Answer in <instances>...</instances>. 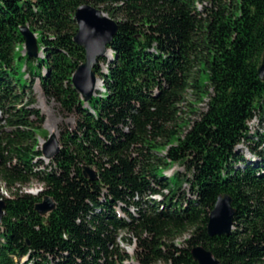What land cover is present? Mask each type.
Returning a JSON list of instances; mask_svg holds the SVG:
<instances>
[{
  "label": "trees",
  "instance_id": "1",
  "mask_svg": "<svg viewBox=\"0 0 264 264\" xmlns=\"http://www.w3.org/2000/svg\"><path fill=\"white\" fill-rule=\"evenodd\" d=\"M85 3L120 19L112 58L94 68L103 91L87 103L71 80L84 62L73 37ZM24 26L37 59L21 55ZM263 54L264 0H0V264H196L198 246L219 264H264V132L248 127L264 120ZM35 80L75 116L48 163ZM188 91L205 106L193 120L181 116ZM244 143L255 160L237 152ZM175 166L183 171L165 176ZM32 180L38 195L23 192ZM224 194L233 229L209 237ZM45 196L55 208L44 217L35 206Z\"/></svg>",
  "mask_w": 264,
  "mask_h": 264
},
{
  "label": "water",
  "instance_id": "2",
  "mask_svg": "<svg viewBox=\"0 0 264 264\" xmlns=\"http://www.w3.org/2000/svg\"><path fill=\"white\" fill-rule=\"evenodd\" d=\"M77 26L73 41L84 50V62L80 64L72 75V86L79 94L81 100L87 103L94 97L97 88V77L94 68L99 65L102 58H112L109 45L117 33L118 24L108 17L100 8L85 3L80 5L74 13ZM23 38V49L29 59L39 57V49L36 34L24 26L20 29ZM259 80L264 81V54L257 69ZM59 141L55 135H49L43 143L40 151L44 160H51L59 152ZM84 177L94 181L97 179L95 170L83 167ZM5 203L0 200V223L4 214ZM55 204L52 199L45 196L36 204L35 210L40 216H47ZM235 210L232 207V199L229 195H219L210 211L207 219L206 232L209 237L229 235L233 229ZM192 260L196 264H219L211 252L201 246L191 250Z\"/></svg>",
  "mask_w": 264,
  "mask_h": 264
},
{
  "label": "rangeland",
  "instance_id": "3",
  "mask_svg": "<svg viewBox=\"0 0 264 264\" xmlns=\"http://www.w3.org/2000/svg\"><path fill=\"white\" fill-rule=\"evenodd\" d=\"M113 20L115 22L120 21V19H117V18H114ZM21 47H22L21 55H24L25 52L23 49V45ZM106 60H108V59L106 58ZM99 68L104 72L106 69V64L104 62L99 63ZM97 79H98V77H97ZM99 86L101 87V82H100ZM32 91H33L34 96L36 98V104L34 107L37 110H39L40 115H42L44 117V122L42 124V130H44L47 133V137L49 135H55V137L59 141L60 131L63 128H67L69 130L74 128L75 116L73 114H69V113L61 111V108L59 107V105L57 103L50 101V100H47L43 96V93L39 87L38 80H35L33 87H32ZM204 108H205L204 103H199L198 101H196V98L193 96L192 92L188 91L187 94L185 95V102L180 105L181 116L184 119L193 120L196 118V115L192 114L191 111L194 109H199L201 111ZM248 127H249V131H250V135H253L255 137L254 133L261 134L264 132V120L262 121V120H260V118L258 116H256L253 120H251L248 123ZM35 135H36V139L38 141V144L41 147V145L45 142V139L43 138L44 136L41 134L40 131H37ZM255 141H256V138H254L253 142H251V146L257 148V150H259L261 147L264 146L263 145L260 148H258L255 144ZM248 149L249 148H248L246 143L240 144L236 148L237 152L239 154H241L245 160H248V161L255 160V157L249 152ZM175 170L183 171V169L181 167L175 166L172 170L165 171V176H167V177L171 176L173 171H175ZM43 190H44L43 186L34 180H32L26 187L23 188L24 193H28L31 195H38ZM0 194L4 195L5 197L9 196L8 195L9 193H6L4 188L2 187L1 182H0ZM42 200L43 199H41V201ZM124 233L125 232L121 231L117 234L116 241L118 243H120V238L122 236H124ZM187 237H188V235H185V236L177 239L176 244L182 245V242ZM121 246L126 249L125 251L130 256H132L134 254V248L132 246L131 247H125L124 245H121ZM24 260L25 259H22L21 261L23 262ZM129 263H134V261L133 262L129 261Z\"/></svg>",
  "mask_w": 264,
  "mask_h": 264
},
{
  "label": "bare ground",
  "instance_id": "4",
  "mask_svg": "<svg viewBox=\"0 0 264 264\" xmlns=\"http://www.w3.org/2000/svg\"><path fill=\"white\" fill-rule=\"evenodd\" d=\"M99 84H100V81H97V88H99L100 86H99ZM7 197H9V196H7Z\"/></svg>",
  "mask_w": 264,
  "mask_h": 264
}]
</instances>
